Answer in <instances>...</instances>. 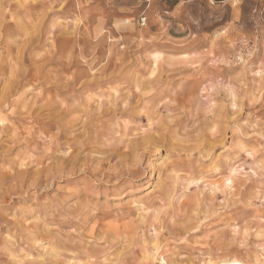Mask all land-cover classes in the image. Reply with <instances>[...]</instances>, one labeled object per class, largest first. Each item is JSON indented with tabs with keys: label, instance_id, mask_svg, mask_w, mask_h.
Segmentation results:
<instances>
[{
	"label": "rangeland",
	"instance_id": "374dc122",
	"mask_svg": "<svg viewBox=\"0 0 264 264\" xmlns=\"http://www.w3.org/2000/svg\"><path fill=\"white\" fill-rule=\"evenodd\" d=\"M0 264H264V0H0Z\"/></svg>",
	"mask_w": 264,
	"mask_h": 264
}]
</instances>
